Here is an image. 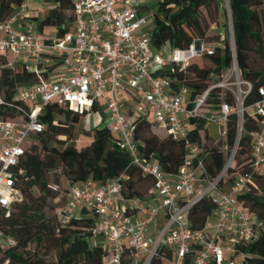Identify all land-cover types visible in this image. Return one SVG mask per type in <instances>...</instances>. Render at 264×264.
<instances>
[{"label":"built area","instance_id":"1","mask_svg":"<svg viewBox=\"0 0 264 264\" xmlns=\"http://www.w3.org/2000/svg\"><path fill=\"white\" fill-rule=\"evenodd\" d=\"M148 0H71L69 29L45 33L36 27L32 14L43 17L58 0H21L0 19V67L23 68L34 79L18 84L10 99L0 104L12 113L0 117V205L9 207L21 198L16 179L22 172L17 163L44 124L46 103L67 106L84 121L93 104L103 108L106 125L115 145L130 162L152 178L144 196L125 197L118 180L95 184L91 179L68 185L65 201L58 208L61 222L79 213L94 218L91 239L104 245L101 264H242L239 248L264 228V221L242 203L239 195L257 188L253 173H264V84L256 88L257 99L244 104L251 83L241 75L235 60L231 24L228 25L231 62L199 93L191 94L182 81L159 74L157 69H184L196 57L214 53L217 40L195 38L186 47L155 48L149 29L140 30L150 11ZM38 3L47 9L34 11ZM196 42L198 44H196ZM215 88L234 99L214 105L207 102ZM135 99L133 109L122 110L117 92ZM244 111L256 127L250 138V170L234 171L228 180ZM236 115L234 143L227 151L226 123ZM143 115L163 129L170 139L183 145L182 162L176 172L164 171L152 156L145 155L134 138L133 119ZM218 126L217 136L210 125ZM219 144L225 152L222 168L211 175L205 164L206 142ZM213 210L200 227L191 225L189 211L202 198ZM0 243L14 239L0 229ZM126 247H128L126 253Z\"/></svg>","mask_w":264,"mask_h":264},{"label":"trees","instance_id":"2","mask_svg":"<svg viewBox=\"0 0 264 264\" xmlns=\"http://www.w3.org/2000/svg\"><path fill=\"white\" fill-rule=\"evenodd\" d=\"M221 0H155L144 5L150 11L152 25L149 28L151 44L161 49L165 43L169 48L186 47L195 38L206 37L209 21L202 8ZM21 0H0V19L5 18ZM71 0H58V5L49 7L43 17L32 14L36 27L43 30L53 26L56 33L69 29L71 22ZM230 13L235 60L242 77L250 81L251 88L243 103L249 104L258 98L256 88L264 84V0H227ZM216 37L215 40H217ZM212 67L190 61L186 68L171 70L157 69L159 74L174 77L186 84L191 94L201 92L223 68L231 62L228 37L223 46L216 45L214 53L205 55ZM33 75L21 67H0V92L4 100L10 99L18 84L32 82ZM225 99L234 103L229 92L211 90L207 102L214 105ZM103 108L93 104L92 111ZM12 113V109L0 104V117ZM43 129L32 139L28 150L17 163L22 172L16 179L21 198L9 207L0 205V229L14 239V244L0 243V264H101L104 245L100 238L91 239L94 218L84 213L71 216L61 222L57 210L65 201L68 185L91 179L95 184L118 178L120 192L125 197L147 194L152 178L142 173L130 162L126 152L119 149L114 135L106 125L85 128L89 141L77 146L74 128L82 120L81 115L67 106L46 103L41 112ZM134 138L145 155L152 156L161 168L169 173L176 172L182 162L183 145L168 136L160 137L151 130V120L143 115L133 119ZM255 122L244 111L242 133L238 139L233 164L228 169V180L234 171L250 169V138L248 130ZM227 151L234 143L236 115L231 114L226 123ZM83 134V132H82ZM60 136V137H59ZM63 136V137H61ZM209 154L205 158L208 172L215 175L223 166L225 152L219 144L206 142ZM257 188L254 192L239 195L238 199L248 205L257 218L264 221V173L254 172ZM60 177L66 183L62 199L55 201L60 188ZM213 205L208 198L200 199L189 211L191 225L200 227L212 213ZM239 248L245 252L242 264H264V228ZM128 247H126L127 253ZM153 264H161L154 262Z\"/></svg>","mask_w":264,"mask_h":264},{"label":"rangeland","instance_id":"3","mask_svg":"<svg viewBox=\"0 0 264 264\" xmlns=\"http://www.w3.org/2000/svg\"><path fill=\"white\" fill-rule=\"evenodd\" d=\"M41 1V0H39ZM155 0H148L147 5H150L154 3ZM31 10L34 11H40V10H45L47 9L46 6L43 5H37V4H31L30 7ZM145 11H148L145 8ZM202 13L206 17V19L209 21V27L206 31V37L210 40H215L216 37H219L220 35H223L224 38L228 37L229 39V30H228V25L230 23L229 17L230 13L229 10L226 8V1L221 0L217 6L212 3L211 5H208L206 7L202 8ZM231 24V23H230ZM152 22L150 16L146 17V22L144 25L140 27V30H147L151 27ZM44 32L45 33H53L55 28L53 26H46L44 27ZM230 43V42H229ZM221 45L223 46V43L221 42ZM221 46V47H222ZM169 49V46L167 43H165V46L161 48L163 52H166ZM198 65L206 66V67H212V62L206 57V56H200L196 57L193 59ZM117 99L119 101L120 108L122 110H127V109H133L135 106V99L131 96L130 93L124 91V90H119L117 92ZM150 119V116H149ZM103 120V119H102ZM100 120L98 114L94 112H89L87 116L85 117V120H81L74 128V136H75V143L77 146L83 145L89 141V137H87L84 132L85 128L89 127H96V126H101L104 125L103 121ZM151 130L155 132L157 135L160 137H165V133L163 129L160 127H157L155 125L151 126ZM217 131H218V126L216 124H211L210 125V133L214 136H217ZM83 132V134H82ZM60 137V136H59ZM63 137V136H61ZM60 192L58 196L56 197L55 201H59V199H62V194L63 190L66 187V183L62 180L60 177Z\"/></svg>","mask_w":264,"mask_h":264},{"label":"crops","instance_id":"4","mask_svg":"<svg viewBox=\"0 0 264 264\" xmlns=\"http://www.w3.org/2000/svg\"><path fill=\"white\" fill-rule=\"evenodd\" d=\"M32 4H37L38 5V3H32ZM40 5V4H39ZM97 114V113H96ZM102 117H104V118H102L103 120V124H105L106 123V120H105V113H104V115H102Z\"/></svg>","mask_w":264,"mask_h":264},{"label":"water","instance_id":"5","mask_svg":"<svg viewBox=\"0 0 264 264\" xmlns=\"http://www.w3.org/2000/svg\"><path fill=\"white\" fill-rule=\"evenodd\" d=\"M226 2H227V0H225ZM231 33H232V26H231ZM196 44H198L197 42H196Z\"/></svg>","mask_w":264,"mask_h":264}]
</instances>
